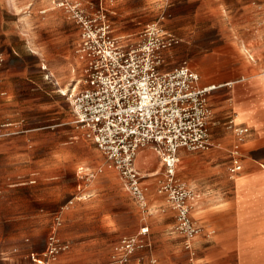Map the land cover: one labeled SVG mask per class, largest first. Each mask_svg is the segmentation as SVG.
Returning a JSON list of instances; mask_svg holds the SVG:
<instances>
[{"label": "crops", "instance_id": "1", "mask_svg": "<svg viewBox=\"0 0 264 264\" xmlns=\"http://www.w3.org/2000/svg\"><path fill=\"white\" fill-rule=\"evenodd\" d=\"M185 3L191 6L188 13L174 17L172 30L182 42L173 52L188 60L199 75V85L212 86L206 96L211 147L201 152L186 150L185 156L178 155L177 163L178 181L191 195H198L194 205L188 203L191 218L203 230L194 244L201 264H264V0H185ZM52 4L51 0H0V36L25 37L30 50L35 47L46 58L62 59L61 68L66 72L61 73V78L72 81V67L79 66L76 49L80 28L68 9ZM41 29L50 33V39L43 45L37 44L36 38ZM127 31L120 29L117 37L128 35ZM0 53H5L0 69V84L5 89L27 75L18 46H11V52L7 49ZM44 70L45 74L49 71L46 66ZM0 93L1 119L5 115L3 94L9 92ZM68 121L57 125L69 126ZM240 129L246 131L241 133ZM19 147V136L2 139L0 156L19 155ZM88 150L94 151L83 141H70L58 158L63 160L66 170L83 178L78 172L90 157ZM234 161L239 169H235ZM158 163H151L145 170L135 166L145 177L157 172L146 177H152L156 189L162 176L161 162ZM159 172L161 176L157 179ZM104 180L94 189L85 190L84 186L82 192L86 191L88 202L65 209L58 234L70 246L61 242L63 251L54 264H71L75 258L84 260L88 253L104 264L108 260L106 247L122 234L136 231L140 218L132 214L137 210L135 203L123 208L99 201ZM71 187L81 189L80 184ZM150 195L148 200L152 202L148 207L158 216L150 226L160 229L152 233L155 242L167 243L173 251L182 253L169 232L175 209L166 202L165 195ZM85 208L94 214L81 221L78 213ZM82 222L86 226L80 230ZM90 226L97 230H86ZM210 231L212 234L208 235ZM104 236L110 238L109 244L102 240Z\"/></svg>", "mask_w": 264, "mask_h": 264}, {"label": "rangeland", "instance_id": "2", "mask_svg": "<svg viewBox=\"0 0 264 264\" xmlns=\"http://www.w3.org/2000/svg\"><path fill=\"white\" fill-rule=\"evenodd\" d=\"M75 1L79 2L80 9L88 14L103 10L112 24L113 36L117 37L120 29L128 30V35L120 38L123 43L130 44L137 41L140 33L147 25L156 24L162 27L179 40L177 45L163 53L164 68H172L183 60L188 61L179 52H173V49L182 42L172 30L174 17L179 13L187 14L191 8L185 3V0ZM54 4L52 5L58 8ZM48 34L50 33L41 29L36 37L38 39L37 44L43 45L44 41L50 39ZM11 46H18L20 62L24 66L27 76L19 81L14 80L5 86V89H3L4 85L0 84L2 86L0 91L8 90L9 92L3 94L5 98L2 102L5 115L0 119V125L12 123V126L4 127L1 132L16 131L14 134L1 136L0 140L19 136L21 153L9 157L0 156V264H36L30 259V252H34L39 258L47 260L49 256L46 254V250L49 237L55 235L57 239L59 238L60 248L55 259L49 260L54 264L65 244L68 243L70 246V242L63 240L58 234L62 228L61 220L65 209L78 202H88L89 198L87 195L85 196L86 191L83 190L82 192V189L84 186L85 190L94 189L99 185L102 178L105 180L103 191L99 192V201L105 204L116 203L123 208H129L135 203L137 210L132 214H137L140 218L134 233L122 234L110 244L109 237H102V240L109 244L106 247L108 260L104 264H110L115 245L124 237L137 236L142 226L149 228L144 237L147 246L136 251L128 264H132L133 261L136 264L139 258L142 264H201L194 244L195 239L193 242L191 241V249L184 246V239L175 229V218L169 232L175 237V242L180 245L182 253L173 251L167 243L155 242L152 236L153 232L155 233L160 229L155 230L150 226L154 224L152 222L158 216L149 209L148 205L152 201L148 200V197L150 194V196L157 194V192L155 183L150 180L152 177L149 179L146 177L155 175L157 172L148 173L145 178L141 179L144 198L147 203L144 208H141L140 202H136V199L127 191L119 172L117 173L114 166L107 161L101 151L85 138L83 132L73 123L67 96L61 93L65 89L64 92L67 94L66 91L77 85L79 78L81 80V64L75 68L72 81L69 79L62 80L61 73L66 72L61 68L62 59L46 58L45 54L38 52L35 47H31L32 50H30L25 37L19 39L17 36H0V52L3 53L7 49L11 52ZM4 56L5 53L2 54L3 60L0 63V69L5 61ZM43 65L49 69L48 73L53 75L52 81L45 77L46 71L42 68ZM47 93L51 96H48ZM0 95L2 96L1 93ZM67 120H69V126L57 125ZM70 141H83L94 150H88L87 155L90 157L81 166L83 168L80 170V174H83V178H77L72 171L66 170L65 164L62 163L63 160L58 158L63 155L61 153L62 148ZM187 153L186 150L178 151L179 156H185ZM96 155H99V158ZM158 162H160L159 158L149 146L141 148L135 157V166L138 170L148 169L151 163L156 164ZM182 164L185 165L186 162ZM177 170L178 164L175 180L182 184L178 181ZM141 174L145 176L144 173ZM160 174L161 172L155 177L160 178ZM160 180H163V175ZM74 184H80V191L71 187ZM85 209V211L78 213L81 216V221L83 217L87 218V216L90 217L94 214L89 208ZM119 214L120 212H118ZM121 214L125 215V213ZM84 226L86 224L82 222L80 230L84 229ZM91 228L90 226L86 230H97V228ZM202 231L201 228L200 233ZM211 234L212 232L208 233V235ZM86 256L87 258H83L84 260L73 259L71 264L101 263L100 260L91 258L92 253H88Z\"/></svg>", "mask_w": 264, "mask_h": 264}, {"label": "built area", "instance_id": "3", "mask_svg": "<svg viewBox=\"0 0 264 264\" xmlns=\"http://www.w3.org/2000/svg\"><path fill=\"white\" fill-rule=\"evenodd\" d=\"M64 2L59 6L68 9L80 28L76 55L81 80L67 94L62 92L73 123L116 168L136 202L144 199V191L142 177L134 167L135 157L146 146L157 152L163 180L156 192L165 195L175 209V229L184 246L191 249L201 228L189 214L191 192L175 180L176 165L180 149L201 152L211 147L206 96L212 86L199 85L198 73L186 60L164 68L163 53L179 40L162 27L147 25L137 41L123 43L113 36L103 10L88 14L79 2ZM2 60L0 53V63ZM45 77L50 80L52 75L47 72ZM11 124L0 125V137L16 132H1ZM148 231L142 226L137 236L122 238L112 250L110 264H128L136 251L147 246L144 237ZM59 248V240L51 235L47 260L34 252L29 256L36 264H53L49 260L55 259ZM136 264H142L140 258Z\"/></svg>", "mask_w": 264, "mask_h": 264}, {"label": "bare ground", "instance_id": "4", "mask_svg": "<svg viewBox=\"0 0 264 264\" xmlns=\"http://www.w3.org/2000/svg\"><path fill=\"white\" fill-rule=\"evenodd\" d=\"M51 1H53V3H55L57 6H59V5H61L62 4V2L65 4V0L64 1H55V0H51ZM67 1H74L75 2V4L76 3H78L77 1H75V0H67ZM73 2V3H74ZM75 68H76V66L75 67H73V71L75 72ZM43 69H45V66L43 65ZM61 90H62V88H61ZM60 90V91H61ZM65 90V89H64ZM64 90H62V92H64ZM62 94V93H61ZM153 166V165H152ZM134 167H135V160H134ZM115 168V167H114ZM136 169V168H135ZM115 170H116V168H115ZM117 171V170H116ZM79 174H80V168H79ZM139 174L141 175V177L143 178V177H145V176H142V174L139 172ZM146 188V187H145ZM198 197V195L196 194V193H193L192 195H191V197H190V199L188 200V203L190 204V205H194L195 204V202H196V198ZM156 200V199H155ZM140 202V201H139ZM140 204H141V208H144L145 206H146V201H145V198L140 202ZM210 232H212V231H210Z\"/></svg>", "mask_w": 264, "mask_h": 264}]
</instances>
